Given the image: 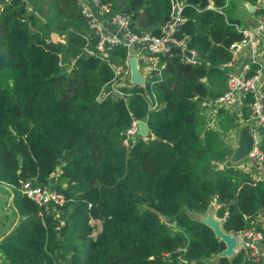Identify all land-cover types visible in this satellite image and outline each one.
Returning a JSON list of instances; mask_svg holds the SVG:
<instances>
[{
  "label": "trees",
  "instance_id": "trees-1",
  "mask_svg": "<svg viewBox=\"0 0 264 264\" xmlns=\"http://www.w3.org/2000/svg\"><path fill=\"white\" fill-rule=\"evenodd\" d=\"M238 1L184 0L176 34L186 37L200 61L163 55V70L142 85H113L127 69L123 44L84 52L81 31L92 45L97 36L76 0H8L1 6L0 184L10 189L13 218L0 235V264H178L180 256L191 264H258L243 250L210 263L225 245L196 215L215 201L214 213L233 233L252 225L255 215L264 218V156L259 178L246 169L248 158L239 160L241 171L239 161L232 165L228 158L227 131L238 125V105L220 107L212 125L200 108L202 98L222 92L208 82L226 79L220 64L230 58L229 43L242 35L232 10ZM100 2L131 14L136 30L157 35L172 17L170 0ZM52 30L63 40H53ZM155 100L159 107L152 106ZM251 101L250 92L241 101L246 120ZM134 119L146 120L149 134L125 146ZM260 147L264 153V136ZM52 173L65 200L57 206L69 210L61 225L21 189L27 180L52 181Z\"/></svg>",
  "mask_w": 264,
  "mask_h": 264
},
{
  "label": "built area",
  "instance_id": "built-area-1",
  "mask_svg": "<svg viewBox=\"0 0 264 264\" xmlns=\"http://www.w3.org/2000/svg\"><path fill=\"white\" fill-rule=\"evenodd\" d=\"M170 1L172 17L163 26L161 33L157 35L148 29H140L138 31L133 29L130 25L131 14H125L118 11L114 12L110 3L100 2V0H91L93 5L99 9L104 20L110 22L112 25H116L117 32H107L102 27L101 22L96 18L93 10L87 6L86 2L84 0H76L81 14L86 17L90 29L97 36L94 45H92L90 34L83 30V35L86 37L87 43L84 47V52L87 54L93 52L92 46H94L98 51L104 53L107 48L112 45L123 44L127 48V72H129V57L135 56L139 71L144 78H147L153 71L160 73L161 70H163L164 65L160 63L159 60L161 56L166 54L180 55L179 60L182 62L199 63L200 57L197 50L187 46L186 37L179 38L176 34L178 25L182 19L181 0ZM234 26L237 30L241 31L242 35L239 39L233 40L229 43L231 53L230 58L220 64V68L225 69L226 87L221 93L212 98L210 103L206 100L202 101L201 108H208V113L211 115L216 113L220 107L224 106L228 109L232 108L231 105L233 103H241L246 93H251L252 101L249 104L250 118L247 120L241 119L239 121L241 123H250V130L254 136V142L246 156L251 165L259 170L256 171L259 176V172L262 170L263 160V153L259 144L264 134V69L263 61H261L258 56L261 54L260 44L264 40V8L261 16L256 19L254 24L248 22L244 24H234ZM184 48L191 50L192 56L190 58L185 56L182 52ZM245 48H248L249 58L246 61L237 62L240 54ZM105 56L108 58L107 54H105ZM142 59L145 60L146 63L141 71L140 61ZM252 63H255V67L250 71ZM120 78L121 76L119 79ZM113 85L117 84L114 83ZM114 92L121 95L120 91ZM158 104L157 100H155L152 103V106L156 107ZM203 104L205 105L202 106ZM212 109H215V111L210 113ZM137 120L138 119H134L131 125L126 129L125 136L122 140V143L125 146L131 145L135 140L137 135ZM51 177L52 181H49V184L34 185L29 182L30 180L25 181L21 188L22 192L35 201L39 207H47L50 204L62 205L65 202L64 196L53 186L56 182L55 173H52ZM212 205L214 206V209L217 206L215 204ZM42 212L43 210L40 209L39 214L41 215ZM220 219H222V217H220ZM161 220L167 225L176 224L175 219L165 218L162 215ZM231 233L237 238L235 250H243L247 258L257 261L259 264L264 258V246L260 247L261 242H263L264 239L262 229L252 224L237 233ZM56 264H64V262L59 260ZM178 264L191 263L187 262L184 257L180 256Z\"/></svg>",
  "mask_w": 264,
  "mask_h": 264
},
{
  "label": "rangeland",
  "instance_id": "rangeland-1",
  "mask_svg": "<svg viewBox=\"0 0 264 264\" xmlns=\"http://www.w3.org/2000/svg\"><path fill=\"white\" fill-rule=\"evenodd\" d=\"M4 3L6 4L7 3V1H0V8H1V6H3L4 5ZM259 5H260V10H258V11H250V13H254V12H258L259 14L257 15V18L258 17H260L261 16V14H262V12H263V8H264V0H260V3H259ZM233 10V15L234 16H236L237 18H240V21H239V23L240 24H244V23H248L249 21L248 20H246V19H243V17H240L241 16V14H242V10H241V8H240V6L238 5V4H236V6L232 9ZM118 12H121V11H118ZM122 13H125V14H128V13H126V12H122ZM38 16H39V18H41V20H42V22L43 23H45L46 25H48L49 26V21H47V19L45 18V19H42L43 17L42 16H45V12H43L42 11V9H40V12L38 11ZM84 16V15H83ZM84 18L86 19V17L84 16ZM256 18V19H257ZM132 23H131V16H130V25H131ZM132 26H133V24H132ZM131 26V27H132ZM134 27V26H133ZM132 27V28H133ZM135 28V27H134ZM133 28V29H134ZM138 29V28H137ZM135 30H136V28H135ZM139 30V29H138ZM137 30V31H138ZM49 36L53 39V40H63V36L62 35H59V33H56L55 31H50L49 32ZM145 63H146V61L145 60H141L140 61V70L142 71L143 70V66L145 65ZM111 65H112V67L115 69V70H120V67L118 66V64L116 63V62H111ZM128 74H129V72H127V69L125 70V72H124V74H122V75H120L121 76V78L119 79V80H117L116 81V84L117 85H120V84H126V85H131V84H135V83H132V82H130V81H128ZM129 76H130V74H129ZM146 79V78H145ZM114 91H117V89L116 88H114ZM105 94H107V92L105 93ZM120 94H123V92H121L120 91ZM127 95H128V93H127ZM127 95L125 96V97H127ZM207 102H208V100H206ZM159 104H161V103H159ZM159 104H158V106H156V107H159ZM205 104H203L202 106H204ZM211 108V107H210ZM228 109V108H227ZM215 111V109H212L211 111H210V113H213ZM234 112V111H233ZM236 113H238V115H237V118H238V120H241V119H244L243 117H242V114H241V112H240V108L238 109V110H235V112H234V114H236ZM231 114H233V113H231ZM215 115V113L214 114H211V115H206L205 117H206V120H207V122H210V124L209 123H207L208 125H212V120H213V116ZM217 118V117H216ZM216 118H215V120H216ZM237 119H236V121H237V123H238V125H236V127L235 128H233L232 130V132L230 131L231 130V128H229L228 129V141L231 143V145H232V148L234 147V145H235V141H236V137H237V133H238V129H239V122L240 121H238ZM215 125H216V123H215ZM226 135H224V137H225ZM230 151H232V149L230 150ZM230 154H231V152L229 153V156H230ZM230 161V160H229ZM240 161H239V165H240ZM230 164H232V165H234L235 163L234 162H231L230 161ZM215 165L218 167V168H223V165L221 164V162L220 161H217V162H215ZM236 166V168H237V171H239L241 168L240 167H237V165H235ZM247 170H252V172H253V174L255 175V176H257L258 177V173L256 172V169H252L250 166L249 167H247L246 168ZM27 181H29V180H27ZM30 183H32V184H34V185H40V183H36V182H34V180H30L29 181ZM50 182L49 181H47L45 184H49ZM52 183V182H51ZM57 179H56V182L53 184V186L55 187L57 184ZM56 188V187H55ZM9 194H10V189L6 186V185H4V184H0V235L2 234V233H4V232H7L11 227H12V212H13V209H12V204H11V200H10V197H9ZM212 204H215V205H218V203L217 202H215V201H212L211 202V205H210V207H209V209L208 210H210V209H212V210H214V208H213V206H212ZM43 207V210H48V212H49V214L51 215V217H52V221L56 224V225H58L59 224V222L62 220V219H65V218H67L68 217V213H69V210L68 209H59L58 208V206L56 205V204H50L49 206H47V207H44V206H42ZM207 213V210L205 211V212H202V213H200V214H206ZM199 214V215H200ZM197 216H199L198 214H196ZM257 218H259V216L258 215H255V216H253L252 217V224H254V225H256L257 224V222L259 221ZM91 222H96L97 224H98V226H100V222L98 221V220H91ZM168 226H170V227H174V228H176L177 227V225L175 224V225H172V224H170V225H168ZM218 255V253L217 254H215V255H213L211 258H209L208 260L210 261V263H213L214 261H215V259H216V256ZM262 261H263V259L260 261V263L259 264H261L262 263Z\"/></svg>",
  "mask_w": 264,
  "mask_h": 264
},
{
  "label": "water",
  "instance_id": "water-1",
  "mask_svg": "<svg viewBox=\"0 0 264 264\" xmlns=\"http://www.w3.org/2000/svg\"><path fill=\"white\" fill-rule=\"evenodd\" d=\"M251 10L253 9V5L248 6ZM183 53L190 58L192 56V52L183 49ZM129 70H130V80L135 84L142 85L145 81L144 76L140 73L139 68L137 66V60L135 56L129 57ZM136 134L142 137L148 136L149 134V125L146 120L138 119L136 121ZM254 142V136L250 130V123L245 122L239 126L235 145L232 148V152L229 156L230 161L236 162L239 159L244 158L252 148ZM199 220L209 226L214 235L219 238L224 243V248H222L217 256H226L231 257L235 252V248L237 245V238L231 232L224 230L222 227V220L218 217L212 209L208 210L206 214H200Z\"/></svg>",
  "mask_w": 264,
  "mask_h": 264
},
{
  "label": "crops",
  "instance_id": "crops-1",
  "mask_svg": "<svg viewBox=\"0 0 264 264\" xmlns=\"http://www.w3.org/2000/svg\"><path fill=\"white\" fill-rule=\"evenodd\" d=\"M87 4V6L89 8H91L96 16V18L101 22V25L102 27L107 31V32H110V33H115L117 32V27L116 25H112L110 22H107L104 20V18L101 16L100 14V11L99 9L93 5V3L91 2V0H84ZM260 0H255V4H252L250 2H248L247 0H239L238 1V5L240 6L241 10H242V14L240 17H243V19H246L248 20L249 22H251V24H254L255 21H256V18H257V15L259 14L258 12H254V13H250V11H254V9L256 8H259L260 10ZM253 5V9L251 10L248 6L249 5ZM248 48H245L242 53L240 54V57L238 58L237 62H242V61H246L248 58H249V51L247 50ZM260 51H261V54L258 56V58L263 61V69H264V40L263 42L260 44ZM225 71V69H223ZM208 85L209 87H211L213 90H216V89H221V91H223L226 87V82L225 80L223 82H219V83H216V81L212 80L211 82L209 81L208 82ZM204 100H207V98H202L200 101H204ZM209 103H210V100H208ZM233 104H237L238 105V108L241 107V103H233ZM232 104V105H233ZM231 105V107H232ZM210 115V114H209ZM237 115L238 113H236V118H237ZM210 122H207L206 120V124ZM229 158V156H228ZM230 160V158H229ZM232 162V161H231ZM236 163V162H234ZM222 164V163H221ZM223 165V164H222ZM236 165V164H235ZM238 167H240V165L238 164ZM241 171V169H240ZM50 181V180H49ZM66 210V209H65ZM259 218H257L259 221L258 222H261L262 224H264V218H261L262 216L261 215H258ZM64 222V219H62L58 225H61L62 223Z\"/></svg>",
  "mask_w": 264,
  "mask_h": 264
},
{
  "label": "clouds",
  "instance_id": "clouds-1",
  "mask_svg": "<svg viewBox=\"0 0 264 264\" xmlns=\"http://www.w3.org/2000/svg\"><path fill=\"white\" fill-rule=\"evenodd\" d=\"M183 1L184 0H181V3H183ZM251 3V2H250ZM252 4H254V3H252ZM208 7L209 8H213V9H216L217 7H215L213 4H211V3H209L208 4ZM239 22H237V23H234V24H238ZM88 24V23H87ZM90 28V27H89ZM81 33L83 34V31H81ZM185 49V48H184ZM187 49V48H186ZM187 50H189V49H187ZM191 51V50H190ZM182 52H183V50H182ZM186 56V55H185ZM129 74H130V70H129ZM128 80L131 82V80H130V77H128ZM225 82H226V79H225ZM133 83V82H132ZM207 100H208V98H207ZM210 101H211V99H209ZM200 108H201V105H200ZM205 109V112L207 113L206 115H208L209 113H208V108H204ZM219 109V108H218ZM231 109V108H230ZM218 111V110H217ZM217 113V112H216ZM215 113V114H216ZM237 120H238V118H236ZM239 121V120H238ZM242 123L241 122H239V126L241 125ZM263 136H264V134H263ZM263 136H262V139H263ZM262 141V140H261ZM261 141H260V143H261ZM260 145V144H259ZM260 149H261V147H260ZM261 151H262V153H263V150L261 149ZM232 152V151H231ZM263 156H264V153H263ZM244 158H247V156H245ZM244 158H242V159H244ZM242 159H239V160H242ZM238 160V161H239ZM237 162V161H236ZM252 169H256L253 165L252 166H250ZM250 171H252V170H250ZM256 171H259V170H257L256 169ZM262 171H263V160H262V170H260V172H259V176L257 177V178H259L260 176H261V174H262ZM208 211V210H207ZM214 211V210H213ZM261 218H263V217H261ZM256 226L258 227V226H260V229L261 228H263L264 227V224H262L261 222H257V224H256ZM259 228V227H258Z\"/></svg>",
  "mask_w": 264,
  "mask_h": 264
}]
</instances>
